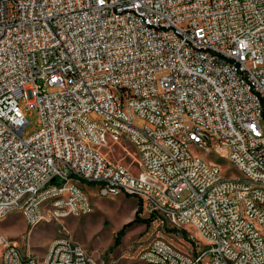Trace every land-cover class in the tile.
I'll return each mask as SVG.
<instances>
[{
	"label": "built area",
	"instance_id": "1",
	"mask_svg": "<svg viewBox=\"0 0 264 264\" xmlns=\"http://www.w3.org/2000/svg\"><path fill=\"white\" fill-rule=\"evenodd\" d=\"M123 140L137 175L97 149ZM82 183L203 239H154L142 264H264V0H0V219L90 214ZM0 248V264H104L68 237L42 258Z\"/></svg>",
	"mask_w": 264,
	"mask_h": 264
},
{
	"label": "rangeland",
	"instance_id": "2",
	"mask_svg": "<svg viewBox=\"0 0 264 264\" xmlns=\"http://www.w3.org/2000/svg\"><path fill=\"white\" fill-rule=\"evenodd\" d=\"M20 108L30 122L25 130L31 135L39 130V114L27 109L26 100L19 98ZM97 149L114 164H122L132 173L139 174V160L129 141L108 143ZM194 154L208 162H216L221 170L233 178L241 174L226 159L207 150L192 148ZM93 204V212L80 217L55 220L48 214L34 228H29L22 214L13 212L0 219V234L15 243L23 254H33L42 258L47 246L54 240L68 237L81 244L94 258L104 264H142L141 252L154 239H163L181 252L187 253L203 239L194 228H175L162 223L158 218L142 212L139 200L130 195L103 198L94 184H81ZM186 192L182 194L184 198ZM138 208H141L138 213ZM144 220V221H143ZM128 225L119 246L114 245L115 237L124 225ZM186 244L187 247L182 245ZM179 246V247H178ZM189 248V249H188Z\"/></svg>",
	"mask_w": 264,
	"mask_h": 264
},
{
	"label": "trees",
	"instance_id": "3",
	"mask_svg": "<svg viewBox=\"0 0 264 264\" xmlns=\"http://www.w3.org/2000/svg\"><path fill=\"white\" fill-rule=\"evenodd\" d=\"M140 209L141 208H138V210H137L138 213L141 211ZM132 223L133 222H130V223L124 225V227L120 231H118V233L116 234V237H115V241H114V245L115 246H119L120 245L121 238L124 236L126 228L128 227V225H130Z\"/></svg>",
	"mask_w": 264,
	"mask_h": 264
},
{
	"label": "crops",
	"instance_id": "4",
	"mask_svg": "<svg viewBox=\"0 0 264 264\" xmlns=\"http://www.w3.org/2000/svg\"><path fill=\"white\" fill-rule=\"evenodd\" d=\"M182 245V244H181ZM183 247H187V245L186 244H183L182 245ZM179 247V246H178ZM189 249V248H188ZM0 253H1V248H0Z\"/></svg>",
	"mask_w": 264,
	"mask_h": 264
}]
</instances>
